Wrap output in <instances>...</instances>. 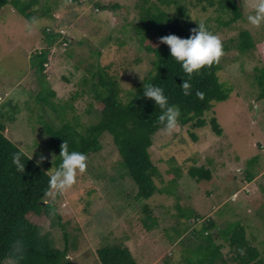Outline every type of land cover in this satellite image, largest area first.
I'll use <instances>...</instances> for the list:
<instances>
[{
	"label": "rangeland",
	"instance_id": "obj_1",
	"mask_svg": "<svg viewBox=\"0 0 264 264\" xmlns=\"http://www.w3.org/2000/svg\"><path fill=\"white\" fill-rule=\"evenodd\" d=\"M141 2L34 0L37 24L31 31L25 27L30 21L10 2L2 7L0 109L13 113L11 105L16 108L15 119L7 123L5 133L35 161L44 157L39 165L49 174L56 169V154L45 147L48 136L43 124L70 122L83 130L97 122L99 108L91 89L99 79L91 77L93 71L107 70L119 80L126 98L153 70L155 56L146 50L134 29ZM252 2L240 0L242 17L228 23L233 17L230 10L216 5L203 9L194 0L185 1L191 15L188 22L204 19L207 28L220 38L221 76L231 89L226 101L216 103L202 116L206 125L194 128L177 123L173 132L161 129L155 134L150 151L161 174L157 181L165 193L172 189L173 195L157 192L148 199L138 198L137 185L125 174L107 132L100 136L101 150L87 155V168L77 173L76 182L62 194L50 193L49 200L56 199L69 233V258L74 264H101L97 249L114 242L127 245L139 264H185L187 256L197 259L195 249L203 241L194 231L208 220L215 222L211 233L227 258L230 246L218 228L225 229L237 221L246 226V237L264 258V98L259 97L256 81L258 69L264 67V24L256 27L246 21ZM115 4L119 8H113ZM45 28L65 29L72 42L65 46L57 41L51 48L47 79L43 81L31 56L45 46ZM242 30L250 31L254 40V47L245 52L238 48ZM46 80L56 92L51 99L66 109V117L37 101ZM214 116L222 128L221 135L210 125ZM192 158L197 166L211 170L210 180L196 181L189 176L184 168ZM178 202L183 207L181 212L190 216L186 224L176 215ZM145 204L151 205L150 213ZM147 215L152 217L150 228L143 223ZM181 226L188 229L181 230L177 239ZM45 231L51 233L53 246L63 248L60 225L47 223Z\"/></svg>",
	"mask_w": 264,
	"mask_h": 264
},
{
	"label": "trees",
	"instance_id": "obj_2",
	"mask_svg": "<svg viewBox=\"0 0 264 264\" xmlns=\"http://www.w3.org/2000/svg\"><path fill=\"white\" fill-rule=\"evenodd\" d=\"M185 1L142 0L139 4L140 19L134 29L140 36L142 44L146 45V50L155 56L154 68L126 98L122 95L123 90L119 80L107 73V70L102 72L98 68L91 75L92 78L99 79L91 89L99 108L100 118L98 117L97 122L85 126L83 130H79L70 122H64L61 126L44 122L43 128L48 136L45 147L56 154L53 160L55 167L60 163V146L64 141H67L69 151H80L87 156L89 153L101 150L100 136L107 132L111 135L120 155V164L125 174L137 185L138 198L148 199L157 192L173 195L172 189L167 188L165 193L157 181L161 174L154 163L150 149L155 134L164 129V125L158 121L161 114L159 106L151 98L143 96V83L162 87L168 97V103L180 109L177 123L181 126L191 124L194 128L206 125L202 116L212 110L216 103L226 101L231 89L221 76L224 71L219 59L210 66H203L189 79L180 64L170 56L169 47L160 42L159 38L168 34L187 38L191 29L198 27V22H188L191 15ZM8 2L28 21L35 16L34 0H0V12ZM194 2L203 9L216 5L218 9L230 10L233 17L228 23L242 17L240 0H194ZM105 7L109 8V6ZM112 7L119 8V5L115 4ZM205 25L207 27L206 21ZM61 30L63 28L43 29L45 46L31 56L33 67L43 81L47 79L46 65L50 59L51 48L57 41L64 42L65 46L72 42L69 33L63 34ZM252 47L254 40L251 32L242 30L239 34L238 48L245 52ZM183 79L191 84L190 94L187 96L183 94L180 86ZM256 81L261 90L259 97L264 98V67L258 69ZM85 82L87 78L84 79ZM197 92L202 93L203 97L197 96ZM55 95V90L48 86L47 81L43 91L38 94L37 101L58 111L64 118L67 114L66 109L63 106L57 107L51 99ZM11 104L9 101V105ZM11 106L13 113L3 112L0 109V264H74L69 258L70 236L65 230L56 199L49 200L51 197L48 188L49 172L21 150L5 133L7 123L15 119L16 108L14 105ZM210 125L217 135H221L222 128L215 116L211 118ZM17 152L24 154L21 157L25 163L23 172L18 171L12 163V156ZM195 162L192 158L190 164L184 168L189 176L196 181L210 180L211 170L197 166ZM250 177L255 178L252 175ZM144 206L146 212L150 213L151 205ZM181 208L182 205L176 203V215L181 224H186L190 216L182 213ZM150 219H152L150 215L143 219L147 228H150L148 223ZM47 223L53 227L59 225L62 227L63 248L53 246L55 241L50 238L51 233L45 231ZM214 223L213 220L205 221L200 229L194 231L201 236L203 242L195 249L197 259L187 256L185 264H264L261 252L246 237L247 228L241 221L232 223L225 229L218 228L219 233L230 246L231 252L227 258L223 253V246L215 242L211 233ZM181 227L180 230L178 229L180 233L177 239L182 235L181 230L188 229ZM16 240H20L23 244L21 258H18L12 249ZM97 254L101 264H139L131 249L120 242L99 247Z\"/></svg>",
	"mask_w": 264,
	"mask_h": 264
},
{
	"label": "clouds",
	"instance_id": "obj_3",
	"mask_svg": "<svg viewBox=\"0 0 264 264\" xmlns=\"http://www.w3.org/2000/svg\"><path fill=\"white\" fill-rule=\"evenodd\" d=\"M250 7L252 11L247 14L246 21L256 27L264 24V0H253ZM197 22L198 27L191 29L187 38H181L175 34H168L159 38L161 43L169 47L170 56L180 64L183 71L188 74L189 79L194 72H198L203 66H210L217 62L223 54L220 38L207 29L204 19ZM36 24L37 21L33 18L26 23L25 27L31 31L32 26ZM61 32L65 34L67 31L63 29ZM180 86L185 96L190 94L191 84L188 80L183 79ZM143 96L151 98L159 106L161 114L158 121L164 125V129L168 133L173 132L180 115L179 107L169 104L164 89L155 84L143 83ZM197 96L202 98L203 94L197 92ZM23 155L22 152H17L12 156L13 165L21 172L25 166L21 159ZM59 157L60 163L55 171L50 173L48 179V188L53 195L62 194L70 188L76 182L77 173H83L87 168L86 154L76 150L69 151L67 141H64L60 146ZM43 159L44 157L41 156L36 162L39 164ZM12 249L18 258L22 257L23 244L20 240L13 242Z\"/></svg>",
	"mask_w": 264,
	"mask_h": 264
}]
</instances>
